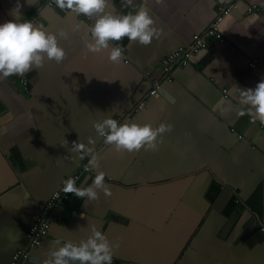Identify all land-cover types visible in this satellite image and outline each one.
Returning <instances> with one entry per match:
<instances>
[{"label": "crops", "instance_id": "obj_1", "mask_svg": "<svg viewBox=\"0 0 264 264\" xmlns=\"http://www.w3.org/2000/svg\"><path fill=\"white\" fill-rule=\"evenodd\" d=\"M227 1L112 0L109 11L120 15L145 8L162 32L149 46L125 38L127 62L117 65L107 52L87 53L92 20L45 0H0V24L15 22L19 3L23 19L69 35L59 41L62 63L0 80V264L24 245L51 192L91 155L100 156L99 168L76 186H91L99 171L112 195L98 190L99 200L88 203L69 194L24 264H43L59 244L87 239L92 226L119 245L112 264H264V124L239 115L248 106L237 89L264 80V0H239L220 22L224 41L212 40V51L200 49L149 95L164 78L161 58L204 31ZM247 3L260 7L257 15L246 12ZM117 115L173 131L157 151L116 153L93 125ZM74 141L91 154L70 151Z\"/></svg>", "mask_w": 264, "mask_h": 264}, {"label": "clouds", "instance_id": "obj_2", "mask_svg": "<svg viewBox=\"0 0 264 264\" xmlns=\"http://www.w3.org/2000/svg\"><path fill=\"white\" fill-rule=\"evenodd\" d=\"M28 2V0H27ZM127 6L133 5V0H122ZM163 3V0H157ZM56 6L70 15L83 16L92 20L85 39L87 53L100 55L107 52L110 63L119 65L124 60L125 49L119 42L125 38L131 43L149 46L153 40L159 41L162 32L155 26L149 12L141 7L139 10L124 15L109 11L112 0H55ZM21 5L18 3L13 11L15 22L8 21L0 24V80L12 76L23 77L29 71L42 68L45 61L62 63L67 53L60 46V40H68L67 32L51 33L43 25L20 16ZM240 103L248 106L247 113L241 111L239 115H249L253 122L264 124V80L259 82L255 89L240 90ZM155 95V93H153ZM171 99V98H170ZM98 136L103 138L116 153H133L144 151H157L162 143L164 134L173 131L172 126L160 124L153 128L150 124L143 126L128 121L118 123L117 120L107 118L103 122L93 125ZM91 138L89 144H94ZM81 154H91V149L74 141L69 149ZM98 155H91L89 166L85 169L99 168ZM98 190L105 197L112 192L105 184V173L97 172L93 183L88 187H77L76 181L69 178L64 182L63 192L73 194L77 198H87L88 203L99 200ZM83 218V217H81ZM50 250L43 264H112L114 248L106 234L92 226L91 235L78 243L67 241Z\"/></svg>", "mask_w": 264, "mask_h": 264}, {"label": "built area", "instance_id": "obj_3", "mask_svg": "<svg viewBox=\"0 0 264 264\" xmlns=\"http://www.w3.org/2000/svg\"><path fill=\"white\" fill-rule=\"evenodd\" d=\"M239 0H231L216 5V14L209 25L200 33L192 35L191 40L186 45H179L176 48L169 50L160 60L164 78L160 81H155L153 87L149 90V95L152 96L161 83L171 81L174 77V71L181 66L188 64L191 61L192 56L202 48H207L212 40L223 42L224 37L219 30V25L222 19L234 8ZM45 4L49 7H53L55 0H45ZM246 12L251 15H257L260 7L256 3H247ZM83 17V16H81ZM85 18V17H84ZM87 19V18H86ZM32 22L34 18L30 19ZM113 46H121L125 49L122 42L119 45L114 44ZM125 53V51H124ZM127 62V59L124 60ZM255 60L250 64L253 65ZM144 76L148 75V71H145ZM27 80L25 78L20 79V86L22 90H27ZM145 105V101L139 102L138 106L142 107ZM115 120L118 123L126 122L123 115H117ZM91 157L85 160L83 165L69 177L64 178L60 186L53 190L49 198L39 207L37 214L28 226L24 233V245L20 248L15 249L10 257L8 264H24L30 257V250L41 245L43 239L47 236V229L52 220V216L55 210L68 198L69 194L63 192L64 182L69 178L74 179L76 182L85 172H91V169L85 171L89 166V160ZM259 230L264 231V221L259 224Z\"/></svg>", "mask_w": 264, "mask_h": 264}, {"label": "water", "instance_id": "obj_4", "mask_svg": "<svg viewBox=\"0 0 264 264\" xmlns=\"http://www.w3.org/2000/svg\"><path fill=\"white\" fill-rule=\"evenodd\" d=\"M212 48H213V46H212V45H209V46L207 47V50L210 52V51H212ZM208 54H209V53H208ZM54 190H55V189H54ZM54 217L56 218V216L54 215V216H52V219H55ZM31 223H32V222H31ZM31 223H30V224H31ZM30 224H29V225H30Z\"/></svg>", "mask_w": 264, "mask_h": 264}]
</instances>
